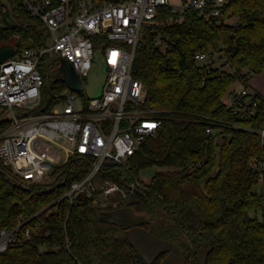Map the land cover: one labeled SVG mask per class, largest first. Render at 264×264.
<instances>
[{
    "label": "trees",
    "instance_id": "16d2710c",
    "mask_svg": "<svg viewBox=\"0 0 264 264\" xmlns=\"http://www.w3.org/2000/svg\"><path fill=\"white\" fill-rule=\"evenodd\" d=\"M71 7L77 9V0ZM5 9L16 20L0 24V42L15 38L17 52L45 42L47 27L20 0H0V12ZM197 51L225 60L206 67L194 58ZM263 68L264 0H227L210 18L193 7L173 12L159 6L142 24L131 73L145 86V105L159 110L164 121L125 164L106 161L101 173L118 183L137 182L135 193L113 210L95 207L82 195L70 203L60 197L87 172L83 158L56 168L51 175L61 173L51 182L29 183L0 161V228L12 227L20 216L42 226L30 240L0 252V264H170L174 256L183 264H264V218L250 213L264 212L263 196L254 188V165L264 163L257 132L264 125V96L254 97L252 114L234 112L223 100L235 82L247 85ZM65 87L63 78L46 81L40 102L29 111L47 112L57 101L54 93ZM5 126L0 122V131ZM153 166L155 174L142 183L140 170ZM121 207L144 213L148 219L136 225L156 226L172 248L145 263L121 237L130 225L113 217Z\"/></svg>",
    "mask_w": 264,
    "mask_h": 264
},
{
    "label": "built area",
    "instance_id": "2783aa9c",
    "mask_svg": "<svg viewBox=\"0 0 264 264\" xmlns=\"http://www.w3.org/2000/svg\"><path fill=\"white\" fill-rule=\"evenodd\" d=\"M20 1L25 10L43 21L48 33L42 45L19 52L15 49L0 63V122L6 123L0 131V161L28 183L51 182L61 173L59 170L51 175L56 168L66 167L70 158L79 156L86 160L87 172L83 178L72 180L60 199L68 198L73 203L82 195L95 207L116 209L135 193L138 184L101 177L102 169L109 166L106 161L125 164L164 121L159 110L145 106V86L131 73L142 24L152 20L161 5L170 6L173 12L193 7L199 15L216 17L227 0H124L101 4L77 0L75 11L71 0H57L53 5L51 0ZM155 43L160 45V38ZM96 51L103 61L105 80L99 95L91 98L83 86L96 62ZM214 56L211 51L194 54L206 67L215 65ZM58 59L61 65L63 60L71 64L81 88L66 85L54 93L57 101L49 112L32 114L29 109L40 102L41 88ZM227 94L229 100L225 103L233 106L234 112H254L256 90L246 85ZM205 130L212 132L213 127L207 125ZM257 132L264 143V125ZM254 166L259 181L264 182V163ZM29 219L20 216L12 227L0 228V252L11 244L30 240L42 229L41 224H29ZM66 242L70 244L67 238Z\"/></svg>",
    "mask_w": 264,
    "mask_h": 264
},
{
    "label": "rangeland",
    "instance_id": "374dc122",
    "mask_svg": "<svg viewBox=\"0 0 264 264\" xmlns=\"http://www.w3.org/2000/svg\"><path fill=\"white\" fill-rule=\"evenodd\" d=\"M180 0H170L171 3H178ZM8 11V17L10 21L14 22L16 18H14V15L9 11L8 9H5V11ZM4 13L2 14L0 12L1 18L3 17ZM231 20V19H229ZM2 20H0V24H4ZM15 47V38H10L9 40L5 42H0V49L3 47ZM225 60V57L220 58L218 55L214 56V63L219 64L222 63ZM61 61L58 59V62H55L51 66V69L49 71V75L47 78V82H50L52 79L57 78V77H63V68H61ZM200 65L202 63H199ZM264 72L263 70L260 73L254 74L249 76L247 84L251 85L252 87H255L262 95H264ZM246 84H244L241 81H237L234 83L233 88L237 91H240L242 88H244ZM59 92V91H58ZM224 101L229 100V95L225 94L223 97ZM146 106V105H145ZM147 107V106H146ZM53 108V106L51 107ZM57 109H61V105H57ZM48 110L47 112H49ZM31 113V112H30ZM45 113V112H44ZM32 114H42V113H32ZM157 170V167H146L144 169H141L139 172V177L142 183L147 184L151 177L155 174ZM45 179H48V176L45 177ZM255 190L257 193L261 194L263 196L264 200V182L259 181L255 185ZM117 218L119 220H122L123 222L130 223V225L125 228L121 234V237L127 238L130 240L137 248L139 251L140 255L142 256V259L145 263L150 262L159 251L163 249H170L172 248L171 245L168 244V242L163 238L160 237L156 234L157 227L156 226H150L148 228H144L140 225H136L138 221H142L145 219H148L147 216L144 213L137 212L133 208H126V207H121L116 211ZM252 216H256L258 218H264V213H262L261 210L257 211H251L250 212ZM173 253V251H172ZM170 264H183L180 261V256H174L172 258V261Z\"/></svg>",
    "mask_w": 264,
    "mask_h": 264
},
{
    "label": "water",
    "instance_id": "95a60500",
    "mask_svg": "<svg viewBox=\"0 0 264 264\" xmlns=\"http://www.w3.org/2000/svg\"><path fill=\"white\" fill-rule=\"evenodd\" d=\"M2 22L5 25L14 24V22L10 21L7 10L4 12V15L2 17ZM14 52H15V49L11 46L10 47L6 46V47L1 48L0 49V63L4 61L5 59L11 57L14 54ZM95 56H96L95 57L96 62L93 64L91 70L89 71L87 75V82L83 86L86 94L91 98L99 95L101 91V87L105 80V71H104L103 61L99 57V52L96 51ZM61 66H62L61 68H65V70H63V73H62L63 74L62 78L65 84L72 89H75V90L80 89L81 81L79 77L77 76V74L75 73L71 64L63 60ZM113 217L117 218V215L115 214L113 215Z\"/></svg>",
    "mask_w": 264,
    "mask_h": 264
},
{
    "label": "crops",
    "instance_id": "0c3cea01",
    "mask_svg": "<svg viewBox=\"0 0 264 264\" xmlns=\"http://www.w3.org/2000/svg\"><path fill=\"white\" fill-rule=\"evenodd\" d=\"M263 72H264V68H263ZM264 76V75H263ZM248 85V87L250 88V89H254V90H256L258 93H260L255 87H252L251 85H249V84H247ZM261 94V93H260ZM262 95V94H261ZM264 96V95H263ZM262 213H264V212H262ZM260 219H263V218H260Z\"/></svg>",
    "mask_w": 264,
    "mask_h": 264
},
{
    "label": "flooded vegetation",
    "instance_id": "af4514ba",
    "mask_svg": "<svg viewBox=\"0 0 264 264\" xmlns=\"http://www.w3.org/2000/svg\"><path fill=\"white\" fill-rule=\"evenodd\" d=\"M63 70H65V68H63ZM63 73V72H62Z\"/></svg>",
    "mask_w": 264,
    "mask_h": 264
}]
</instances>
